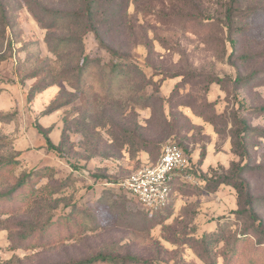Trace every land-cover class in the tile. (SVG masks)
<instances>
[{
    "label": "rangeland",
    "instance_id": "obj_1",
    "mask_svg": "<svg viewBox=\"0 0 264 264\" xmlns=\"http://www.w3.org/2000/svg\"><path fill=\"white\" fill-rule=\"evenodd\" d=\"M90 11L117 54L86 0H0V264H264V0ZM168 143L187 163L148 213L122 183Z\"/></svg>",
    "mask_w": 264,
    "mask_h": 264
},
{
    "label": "built area",
    "instance_id": "obj_2",
    "mask_svg": "<svg viewBox=\"0 0 264 264\" xmlns=\"http://www.w3.org/2000/svg\"><path fill=\"white\" fill-rule=\"evenodd\" d=\"M186 163L182 148L168 143L154 163L134 170L122 186L143 209L155 213L170 202L171 184Z\"/></svg>",
    "mask_w": 264,
    "mask_h": 264
},
{
    "label": "trees",
    "instance_id": "obj_3",
    "mask_svg": "<svg viewBox=\"0 0 264 264\" xmlns=\"http://www.w3.org/2000/svg\"><path fill=\"white\" fill-rule=\"evenodd\" d=\"M95 2H96V0H86L87 13H84L86 15H83L86 18L85 19L86 22H87L86 26H88L89 30H91L93 32L95 38L98 41L99 46H101L102 48L106 49L110 54L115 55V54H117V50H115L112 47H110L103 40L98 28L93 26V20L91 19V14H90L91 11L90 10H91V8H92V6L94 5ZM49 16H51V22L45 26L47 28L48 27L51 28L52 26L54 27L55 24L56 25L57 24L63 25L65 22L69 21V17H70L68 14L62 13V12H50ZM71 39H72V37H70V38H67V37L58 38L57 39V43L54 45V47L51 49V51L55 55L59 54L60 52H62L68 46V44L70 43ZM47 112H48V110H45L43 113H47ZM35 126H36L37 131L43 136L46 148L48 150H51V151H54V152H59V149H60L59 146L55 145L51 141L50 137L48 136L47 130L44 127H42L40 124H38V123H36ZM246 128H248V126H246ZM261 132L263 134L262 136H264V131L262 130ZM175 144H177V143H175ZM178 146L181 147L180 145H178ZM182 150L184 151L183 148H182ZM184 153H185V151H184ZM244 168H245L244 166L242 168H240L237 171V175L240 173V170H243ZM229 179H230L229 177L221 176V177H218L217 181L219 183H224V182L229 183L230 182V181H228ZM23 183H24V177L20 181H18L16 183V187L14 188V191L17 190L20 186H22ZM229 184H232V186L236 187V189L239 192V189L237 188V185L235 184V182H232V183H229ZM171 187H172V184H171ZM259 222H261V221H259ZM127 259H130V261H132V262H136V259L134 257H127ZM117 260H118V258L114 257L112 255L99 253V254L91 256L89 258H85V259H81V260H77V261H72V262H66V263H58V264H109V263L110 264H117L116 263ZM121 260H124V259H121Z\"/></svg>",
    "mask_w": 264,
    "mask_h": 264
}]
</instances>
